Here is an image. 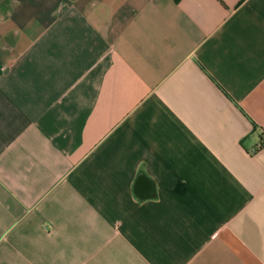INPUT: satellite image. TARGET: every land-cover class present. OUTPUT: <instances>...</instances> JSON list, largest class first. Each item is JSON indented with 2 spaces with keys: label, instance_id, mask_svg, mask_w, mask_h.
Listing matches in <instances>:
<instances>
[{
  "label": "crops",
  "instance_id": "1",
  "mask_svg": "<svg viewBox=\"0 0 264 264\" xmlns=\"http://www.w3.org/2000/svg\"><path fill=\"white\" fill-rule=\"evenodd\" d=\"M264 0H0V264H264Z\"/></svg>",
  "mask_w": 264,
  "mask_h": 264
},
{
  "label": "built area",
  "instance_id": "2",
  "mask_svg": "<svg viewBox=\"0 0 264 264\" xmlns=\"http://www.w3.org/2000/svg\"><path fill=\"white\" fill-rule=\"evenodd\" d=\"M262 146H264V139H263L262 143L259 145L258 149H259L260 147H262Z\"/></svg>",
  "mask_w": 264,
  "mask_h": 264
}]
</instances>
